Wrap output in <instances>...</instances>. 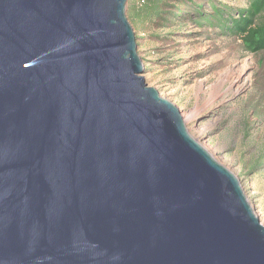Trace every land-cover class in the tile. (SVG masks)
Wrapping results in <instances>:
<instances>
[{
	"label": "water",
	"instance_id": "obj_1",
	"mask_svg": "<svg viewBox=\"0 0 264 264\" xmlns=\"http://www.w3.org/2000/svg\"><path fill=\"white\" fill-rule=\"evenodd\" d=\"M127 0H0V264H264L238 179L149 87Z\"/></svg>",
	"mask_w": 264,
	"mask_h": 264
},
{
	"label": "rangeland",
	"instance_id": "obj_2",
	"mask_svg": "<svg viewBox=\"0 0 264 264\" xmlns=\"http://www.w3.org/2000/svg\"><path fill=\"white\" fill-rule=\"evenodd\" d=\"M213 2L236 14L246 0ZM196 3L208 8L206 0H161L156 11L148 0H127L142 76L178 109L190 136L234 174L264 226V52L249 53L237 37L198 25ZM179 10L180 18L170 13Z\"/></svg>",
	"mask_w": 264,
	"mask_h": 264
},
{
	"label": "trees",
	"instance_id": "obj_3",
	"mask_svg": "<svg viewBox=\"0 0 264 264\" xmlns=\"http://www.w3.org/2000/svg\"><path fill=\"white\" fill-rule=\"evenodd\" d=\"M148 1L154 5V10H161V0ZM206 3L208 8L205 11L202 3L192 7L198 25L221 29L222 33L237 37L249 53L264 52V0H246L243 8L235 10L236 14L228 6L215 4L213 0H206ZM170 13L180 18V10L178 14Z\"/></svg>",
	"mask_w": 264,
	"mask_h": 264
}]
</instances>
